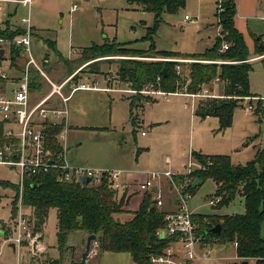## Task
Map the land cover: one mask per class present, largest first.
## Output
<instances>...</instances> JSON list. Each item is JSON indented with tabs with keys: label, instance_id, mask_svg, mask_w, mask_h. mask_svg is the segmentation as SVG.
I'll list each match as a JSON object with an SVG mask.
<instances>
[{
	"label": "rangeland",
	"instance_id": "obj_1",
	"mask_svg": "<svg viewBox=\"0 0 264 264\" xmlns=\"http://www.w3.org/2000/svg\"><path fill=\"white\" fill-rule=\"evenodd\" d=\"M32 1L29 12L31 23L35 28H32L31 49L41 68L55 80L56 74L52 72L50 74L47 67L53 65L51 68L57 72V78H62L70 74L76 65L81 70L78 77L83 80L93 77L92 79L96 80V83L88 80V84L91 87L95 86V89L79 90L68 102L73 113L72 118L69 119L72 127L69 128V124L66 127L68 133L65 160L70 165L87 164L91 168L122 171L125 175L128 172H135V176L140 181L147 178L148 171H170L177 181L200 167L192 155L193 152L204 155H228L233 165H245L254 159L258 150L264 147V53L257 55L251 37L247 36L244 39L249 56H252L245 60L251 63L249 72L251 96L238 100L230 126L219 130L216 117H202L197 114L198 103H203L206 99L220 98L218 85L206 86L208 96H195L193 104L187 96L178 94L165 97L154 94L151 84L148 85L149 90L142 91V95H153V99L146 101V98H142L140 102L135 100L131 105L130 95H136V91L131 90L129 93L108 89L109 85L112 87L122 85L123 82L121 83L115 73L123 59L162 60L187 65L192 62L207 61L202 57L155 54L138 57L121 52L95 59L84 56L83 48L92 43L100 45L113 40L115 43L131 42L129 47L136 49H149L151 41L143 37L146 35V28L154 23L152 12L144 10L138 4H130L126 0H84L73 12L70 11V0ZM216 2L217 0H186V5L175 13L163 11L158 29L153 35L155 50L191 54L203 53L211 47L218 36ZM260 5L256 17L249 18L245 30L248 27L258 36L264 37V2ZM243 6L245 8L247 4L243 3ZM0 14V16L4 14L2 18L0 17V25L10 19L11 23H18L19 27H23L19 22L28 15V6L23 2H0ZM186 15L189 19H185ZM46 39L56 41L57 50L63 58H57L55 51L45 43ZM71 48L76 53H70ZM22 58H26V55H22ZM214 62L223 61L216 59ZM224 62L232 61L224 60ZM182 69L181 66L180 70ZM89 71H94L95 75L87 77ZM45 87L48 91L49 86ZM247 105H251L252 109L248 110ZM129 109L132 110L133 117H137L134 124L131 123ZM1 181L17 184L18 170L0 164ZM154 184H159L160 207L163 210L177 207L179 195L170 188L166 178L158 176ZM130 189L126 188L125 191ZM215 189V183L209 178L192 187L191 195L186 200L187 209L193 214L201 215L244 212L243 197L239 194L228 204L211 206L208 198L215 197ZM122 193V190L118 193V199ZM142 194L143 192L138 190L135 194L129 195L131 199L127 205L128 209L138 208ZM18 199L19 189L16 196L10 185H0V230L3 231L4 238L9 237L6 234L11 235L8 225H15V218H10L11 203L16 200L17 208ZM156 202L158 205V201ZM23 212L29 221L25 207ZM113 217L118 221H124L132 215L117 213ZM29 222L31 232L40 235V245L44 248L41 256L43 260L33 259V264H52V260L55 259H58V264H70L71 259L80 260L88 235L80 230L70 231L64 249H58L55 208H50L43 230L35 231L33 221ZM262 234H264V225ZM2 236H0V264H16L17 251H14L10 241ZM24 244L25 254L28 256L27 242ZM219 244L216 243V246L219 247ZM95 249H98L96 240L91 242L87 264H134L128 252ZM224 252L221 253V257L230 258L234 256L235 249L230 244H226ZM248 262L251 264L249 259Z\"/></svg>",
	"mask_w": 264,
	"mask_h": 264
},
{
	"label": "trees",
	"instance_id": "obj_2",
	"mask_svg": "<svg viewBox=\"0 0 264 264\" xmlns=\"http://www.w3.org/2000/svg\"><path fill=\"white\" fill-rule=\"evenodd\" d=\"M127 2L136 3L154 14V23L146 28V35L143 37L151 41L149 49H134L122 43L107 41L83 48L84 56L95 59L121 52L138 57H147L148 54L197 55L205 60H212V62H192L186 65L162 60L123 59L115 75L121 82L127 83L131 90L136 91L139 99L146 98V101L149 96H142L140 91L149 90L150 84L154 91L202 94L206 86L218 79L217 83L222 86L220 98L206 99L205 102L198 103L197 114L202 117H216L219 130L230 126L238 100L251 96L249 91L251 63L245 61L250 56L242 34L234 26L235 0H217L215 16L219 34L216 41L203 53L191 54L155 50L153 45V35L158 29L161 13L177 12L185 6L186 0H127ZM22 33V28L11 29L7 26L0 29L2 38L12 39ZM45 41L52 50L56 51L54 41L49 39ZM223 43H228L225 50H221ZM254 44L256 53L263 54L264 41L261 36L254 38ZM9 47L13 61L20 50L13 45ZM216 59L223 62H213ZM224 60L232 62H224ZM179 64L183 69L178 73L176 65ZM35 72V70L31 72V88L36 87L34 83L40 77ZM3 123L0 121V145L5 141ZM60 129L61 125L45 124L47 143L55 151L59 148L56 135ZM192 155L200 167L187 173V176L193 180L200 178L202 181L209 178L215 183V196L220 197L217 207L228 204L238 194L243 197L244 202L242 214H195L197 232L204 240L215 239L223 244L235 241L237 243L235 252L239 258L249 259L251 264H264V234H262L264 147L258 150L254 159L245 165H233L228 155H204L197 152H193ZM57 175V169L53 168L37 176H25L22 199L28 211L29 221L34 223L35 231L42 230L50 208L56 209L58 249H64L70 231L80 230L87 235H96L98 251L128 252L134 264H151L149 256L161 252L167 244V240L158 239L156 236V230L163 225L166 211L157 205L151 191H143L138 208L130 211L125 209L130 198L126 192H123L118 199L119 192L109 188L105 182L99 185L59 182ZM0 185H10L17 196L16 184L1 181ZM191 188L192 186L190 191ZM15 202L16 200H13L11 203L10 218H14L17 213ZM117 213H129L132 217L118 221L113 217ZM215 224H220V233L205 234L204 231Z\"/></svg>",
	"mask_w": 264,
	"mask_h": 264
},
{
	"label": "built area",
	"instance_id": "obj_3",
	"mask_svg": "<svg viewBox=\"0 0 264 264\" xmlns=\"http://www.w3.org/2000/svg\"><path fill=\"white\" fill-rule=\"evenodd\" d=\"M6 1L23 2L28 6L32 3V0H0V2ZM82 1L84 0H71L70 11L77 9ZM185 18L187 19L188 16ZM21 22L23 24L22 34L12 39L0 37V44L13 45L20 50L19 56L26 55V58H23L20 74L17 76L11 75L8 67L0 63V82H14L9 93L6 90H0V121L10 124L3 130L5 141L0 145V164L14 167L19 173V199L15 225H13L16 229V235L4 239L11 241L17 249L23 247L24 243L27 242L28 254L37 261V259L43 260L41 256L44 248L40 245V235L37 233L34 235L31 232V224L23 212L22 193L25 176H37L54 168L58 171L57 180L59 182L83 184L85 182L81 179L88 178L87 183L91 185H99L105 182L109 188L118 192L123 190L125 186L121 179L122 171L71 166L66 162L67 102L75 91L86 89L88 85L81 83L73 86L70 93L64 95L63 88L69 82V78L57 83L51 81L41 71L32 55L30 18L27 16ZM227 47L228 43H223L221 50H225ZM205 62L212 61L207 60ZM180 64L176 65L178 73L181 71ZM32 70L42 75L49 86L48 92L35 102L31 100ZM217 81L218 79L215 80V82ZM197 95L208 96L206 92L191 96ZM55 96L59 99V105L53 104V97ZM247 109L251 110L252 106L247 105ZM46 123L62 126L56 135L59 146L56 151L47 143ZM12 126H17V128ZM146 173L147 178L138 184V190L151 191L152 198L158 201L160 193L159 191L153 192L152 188L156 186L154 184L156 178L164 176L167 178L170 188L179 195L177 207L165 212L163 225L156 230L158 239L167 240V244L161 252L149 256L151 264H238L243 260L236 253L230 258L217 256L213 251L214 245L218 243L217 240H204L202 235L197 232L198 225L195 214L186 207V200L191 195L190 186L193 183L191 177L185 175L176 181L173 177L174 174L170 171H148ZM208 200L209 204L215 207L218 205L220 197L215 196ZM231 245L236 249L237 243L235 241L231 242Z\"/></svg>",
	"mask_w": 264,
	"mask_h": 264
},
{
	"label": "crops",
	"instance_id": "obj_4",
	"mask_svg": "<svg viewBox=\"0 0 264 264\" xmlns=\"http://www.w3.org/2000/svg\"><path fill=\"white\" fill-rule=\"evenodd\" d=\"M127 1V0H126ZM33 2V1H32ZM262 2H264V0H235V5H236V13H235V15H234V26H235V28L242 34V36H243V38L245 39L247 36H249V38L251 37L252 39V42H254V38L255 37H257L258 35L255 33V32H252V30H250L248 27H247V30H245V25L248 23V21H249V18L250 17H256L255 16V14H256V12H258L259 11V9L261 8V3ZM10 3H14V2H10ZM129 3V2H128ZM243 3H246L247 4V6L244 8V6H243ZM32 4V3H31ZM31 4L28 6V17L30 18V6H31ZM70 4H71V0H70ZM130 4H133V3H130ZM136 4V3H135ZM186 5V4H185ZM4 6V5H3ZM243 6V7H242ZM241 9H242V11H241ZM73 12V11H72ZM1 15V14H0ZM4 14H2V16H3ZM154 15V14H153ZM2 16H0L1 18H2ZM26 16V17H27ZM187 16V15H186ZM185 16V17H186ZM186 19V18H185ZM187 19H189V18H187ZM22 21V20H21ZM19 22V23H21L22 24V22ZM30 22H31V18H30ZM32 24V23H31ZM23 25V24H22ZM7 26H9L11 29H16V28H23V27H19L18 26V23H11L10 22V19H7L4 23H3V25H0V29H4L5 27H7ZM32 28H35V27H33V25H32ZM246 31H247V35H246ZM32 32H33V30H32ZM257 33H259V31H257ZM219 34V27H218V25H217V35ZM262 39H264V37H262ZM49 41H54V46H55V48H56V51L55 50H53V51H55V53H56V55H57V58H63L62 57V55H61V53L57 50V43H56V41L55 40H50L49 39ZM114 41V40H113ZM46 43V42H45ZM104 43V42H103ZM130 43L131 42H125V43H122V44H125V45H127L128 47H129V45H130ZM31 44H32V36H31ZM47 44V43H46ZM93 44H95V43H92L91 45H93ZM91 45H89V46H91ZM97 45H99V44H97ZM47 46H48V44H47ZM89 46H87V47H89ZM254 46H255V44H254ZM49 47V46H48ZM86 48V47H85ZM130 48H133V47H130ZM134 49H136V48H134ZM32 50V49H31ZM10 52H11V49H10V47H9V45H7V44H0V56H2V58H0V63H3L4 64V66H7L8 67V69H9V72L11 73V75H13V76H17V75H19L20 74V71H21V67H22V63H23V58H22V56H19L20 55V53H19V55H17V57L12 61L11 60V57H10ZM75 51L74 50H72V48H71V51H70V53H74ZM76 53V52H75ZM258 55V54H257ZM256 55V56H257ZM34 57V56H33ZM254 57V56H253ZM250 58H252V56H250ZM35 59V58H34ZM255 60V59H254ZM36 61V60H35ZM47 61H44V63H46ZM36 63H37V61H36ZM38 64V63H37ZM39 65V64H38ZM39 67H40V69H41V71L51 80V81H53V82H61V81H63L64 79H66V78H69V82L64 86V88H63V93H64V95H68L69 93H70V90H71V87H73V86H77V85H79V84H81V83H83V84H85V85H88V87L86 88V89H79V90H89V89H95V86H93V87H91L89 84H88V80L90 79V81L92 80V82L93 83H96V80L95 79H92L93 77H91V78H88V80H83V79H81L80 77H78L79 76V74H80V72H81V70H80V67L79 66H74L73 67V69H72V72L70 73V74H68V75H66L65 77H60V78H57V72L54 70V69H52L51 67H53V65L52 66H50L49 68L47 67V70H48V72L51 74V72L52 73H54V74H56V78H55V80L54 79H52V78H50L48 75H47V73L41 68V66L39 65ZM82 69V68H81ZM79 70H80V72H79ZM37 72V71H36ZM35 72V73H36ZM37 75H39L40 77H39V80L36 82V83H34L35 84V86L36 87H34V88H31V100H32V102H35V101H37L39 98H41L43 95H45L48 91L46 90V87L45 86H48V84L46 83V81H45V79L43 78V76L42 75H40V74H38V72L36 73ZM116 74V73H115ZM87 77H89L90 75H95V73H94V71L93 72H87ZM105 81H106V79H104ZM107 82V81H106ZM122 83V82H121ZM212 84H214V85H218V87H219V94L220 93H222V86L221 85H219L217 82H214V83H212ZM14 85V82L13 81H8V82H0V90H6L8 93L10 92V90H11V88H12V86ZM123 86V87H122ZM213 86V85H212ZM124 87H127V89H125ZM108 89H117V90H123V91H126V92H129V93H131V89L129 88V86H128V84L127 83H125V82H123L122 83V85H120V86H115V87H112L111 85H109L108 86ZM49 90V89H48ZM79 90H77V91H79ZM77 91H75V92H77ZM133 91V90H132ZM208 90H206V88L203 90V93L204 92H207ZM74 92V93H75ZM141 93V95L143 94L142 93V91H140ZM73 93V94H74ZM155 93H157L158 95H163V96H168V95H182V96H187V97H190V99L192 100V104L194 103V100L196 99L195 97H192L191 95H189V94H186V93H179V92H162V91H154V94ZM72 94V95H73ZM72 95H71V97H72ZM142 96H149V95H142ZM153 96V95H152ZM152 96L150 95L149 96V99L147 100V101H149V100H152L153 98H152ZM71 97L69 98V100L71 99ZM139 96L138 95H133V94H131L130 95V101L131 102H133V101H135V100H137V101H139L140 102V99L138 98ZM141 99H142V97H141ZM69 100H68V102H69ZM68 102H67V106H68V116H67V121H66V127L68 126V124H69V119L70 118H72V113H73V110H71V107H70V105L68 104ZM53 104L54 105H59V99L55 96V97H53ZM140 104V103H139ZM130 105H131V103H130ZM193 107V106H192ZM129 113H130V115H131V123L132 124H134L136 121H137V117L136 116H134L133 117V114H132V110L131 109H129ZM10 126V124H7V123H3V130L4 129H6L7 127H9ZM12 127H14V126H12ZM69 128H71L72 127V125L70 126V124H69V126H68ZM61 128H62V126H61ZM61 130V129H60ZM67 133H68V128L66 129V139H67ZM141 134H143V132H141ZM66 139H65V148H67V143H66ZM67 150V149H66ZM65 156H66V153H65ZM65 159H66V157H65ZM67 162V161H66ZM71 163H76V162H73V161H70ZM68 163V162H67ZM69 164V163H68ZM70 165V164H69ZM6 166H8V165H6ZM72 166V165H71ZM79 166H84V167H90L91 168V166L90 165H87V164H80ZM93 168H100V167H93ZM18 176H19V173H18ZM166 178V177H165ZM121 179H122V182H124V189L122 190V192H124L125 190H126V188H131L130 190H127V191H125L128 195H130V194H132V193H134L135 194V192L136 191H138V188H137V186H138V183H141V182H143V180H139V179H137V177L135 176V172H128L126 175H125V173L124 172H122V176H121ZM166 181H167V183H168V180H167V178H166ZM9 183V182H8ZM17 185V187L19 188V181H18V183L16 184ZM156 187H157V189H158V191L160 192V188H159V184H157L156 185ZM143 192V191H142ZM133 196V195H132ZM142 196V195H141ZM130 199H131V196H130V198H129V200H128V202L130 201ZM141 199V198H140ZM207 199V198H206ZM208 199H210V198H208ZM158 205L160 206L161 205V203H160V199L158 200ZM161 208V207H160ZM176 208V207H175ZM175 208H173V209H170V210H164V211H171V210H174ZM126 209H128V207L126 208ZM162 209V208H161ZM128 210H130V211H134V210H131V209H128ZM163 210V209H162ZM15 218V217H14ZM11 219H13V218H11ZM8 224H9V222H7ZM8 228L10 229V231H11V235L9 234H6V236H10V237H15L13 234H15L16 235V229H15V226H13V225H8ZM42 230H43V228H42ZM2 234H3V231L2 230H0V236H2ZM3 238H4V236H2ZM226 244H230L231 245V242L230 243H226ZM226 244H223V243H220L219 244V247L218 246H216V245H214V247H215V251H214V254H216L217 256H220L221 257V253L223 252V254L225 253L224 252V248H225V245ZM12 245H13V247H12ZM44 245V244H43ZM10 246L13 248V250L14 251H17V263L16 264H31L32 263V260L34 259V258H32V257H30L29 255L27 256L26 254H25V247H21L20 249H17L16 248V246L10 241ZM224 246V247H223ZM95 247H96V244H95ZM213 247V248H214ZM231 247H232V245H231ZM97 248V247H96ZM223 248V249H222ZM95 250H97V249H95ZM227 250V249H226ZM236 253V252H235ZM35 260V259H34ZM34 260H33V262H34ZM55 260H58V259H55ZM36 261V260H35ZM243 261V260H242ZM247 261V260H246ZM52 262H53V264H54V260H52ZM33 264V263H32ZM248 264H249V262H248Z\"/></svg>",
	"mask_w": 264,
	"mask_h": 264
},
{
	"label": "water",
	"instance_id": "obj_5",
	"mask_svg": "<svg viewBox=\"0 0 264 264\" xmlns=\"http://www.w3.org/2000/svg\"><path fill=\"white\" fill-rule=\"evenodd\" d=\"M163 72L165 73V68L163 69ZM81 181H84L85 183H87L89 181V179L85 178V179H81ZM201 182H202V179H200V178L194 179L193 183H192V187H195L196 185H198ZM152 191L157 192L158 191L157 187L154 186L152 188ZM220 230H221L220 224H215L213 227L206 229L204 232H205V234H209V235H211V234L218 235L220 233ZM94 240H96L95 234L88 235L84 251L81 253L80 260L71 259L70 264H87V260H88L87 258L89 256L91 242ZM12 247H13V245H12ZM54 264H58V260H54ZM238 264H248V261L243 260Z\"/></svg>",
	"mask_w": 264,
	"mask_h": 264
}]
</instances>
